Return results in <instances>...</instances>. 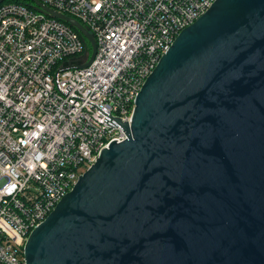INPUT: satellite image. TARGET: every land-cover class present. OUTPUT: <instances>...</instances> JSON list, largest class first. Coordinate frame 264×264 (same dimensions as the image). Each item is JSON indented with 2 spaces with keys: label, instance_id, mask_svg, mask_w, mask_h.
I'll return each mask as SVG.
<instances>
[{
  "label": "water",
  "instance_id": "water-1",
  "mask_svg": "<svg viewBox=\"0 0 264 264\" xmlns=\"http://www.w3.org/2000/svg\"><path fill=\"white\" fill-rule=\"evenodd\" d=\"M5 0H0L2 3ZM40 9L76 27L78 20ZM29 236L26 264H264V0H216Z\"/></svg>",
  "mask_w": 264,
  "mask_h": 264
},
{
  "label": "built area",
  "instance_id": "built-area-1",
  "mask_svg": "<svg viewBox=\"0 0 264 264\" xmlns=\"http://www.w3.org/2000/svg\"><path fill=\"white\" fill-rule=\"evenodd\" d=\"M39 1L82 23L97 52L80 66L92 45L76 27L33 0L0 3V264H26L31 233L127 138L116 119L131 123L162 55L216 0Z\"/></svg>",
  "mask_w": 264,
  "mask_h": 264
},
{
  "label": "trees",
  "instance_id": "trees-1",
  "mask_svg": "<svg viewBox=\"0 0 264 264\" xmlns=\"http://www.w3.org/2000/svg\"><path fill=\"white\" fill-rule=\"evenodd\" d=\"M6 2H19V3H25V4H29V2H30V0H6ZM78 32H79V30L78 29H76ZM81 34V33H80ZM88 54L86 55L87 56V58H86V60L89 58V56H90V53H91V51H92V48H91V46H90V44L88 45ZM85 58V56L83 57V59ZM82 59V60H83ZM85 60V61H86Z\"/></svg>",
  "mask_w": 264,
  "mask_h": 264
}]
</instances>
